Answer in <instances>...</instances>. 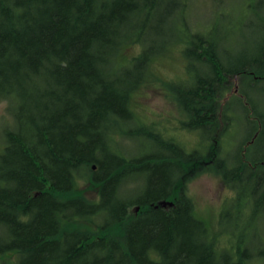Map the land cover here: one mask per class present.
<instances>
[{
  "label": "trees",
  "instance_id": "trees-1",
  "mask_svg": "<svg viewBox=\"0 0 264 264\" xmlns=\"http://www.w3.org/2000/svg\"><path fill=\"white\" fill-rule=\"evenodd\" d=\"M187 1L0 0V100L13 121L2 130L0 150V226L9 236L0 252L14 250L16 264H264L239 242L217 247L216 231L196 216L182 185L187 169L199 166L233 191L231 209L220 212V234L230 233L245 209L257 214L264 114L247 90L264 80V45L257 59H222L214 24L187 32ZM165 28L173 34L165 37ZM177 40L190 75L169 88L183 126L205 141L191 151L139 122L130 105L152 59ZM131 44L139 52L121 61ZM236 76L239 95L221 104ZM234 103L253 121L247 118L252 128L231 165L220 138ZM134 135L166 152L123 155L119 142ZM82 178L96 187L95 198L79 189ZM129 181L138 185L126 192ZM232 209L226 230L221 223Z\"/></svg>",
  "mask_w": 264,
  "mask_h": 264
},
{
  "label": "rangeland",
  "instance_id": "rangeland-1",
  "mask_svg": "<svg viewBox=\"0 0 264 264\" xmlns=\"http://www.w3.org/2000/svg\"><path fill=\"white\" fill-rule=\"evenodd\" d=\"M183 16L187 32L190 33L204 31L214 24L217 36L221 38L218 43L222 59L238 63L261 57V48L264 45V0H188ZM180 27L177 24V29H185L181 25ZM163 28L158 27L160 31ZM155 33L157 32H151L144 42L147 43ZM164 33L165 37L168 33L173 34L166 28ZM184 46L183 40H177L170 43L165 51L152 59L149 64V75L131 94L130 105L139 122L157 128L166 138L175 140L186 151H191L204 145L205 141L201 140L197 131L189 130L183 126L186 116L179 109L169 88V84L185 82L190 75L183 54ZM139 50L140 47L137 44L124 46L121 50V61L127 62ZM231 80L230 88L222 97L221 104L230 102L232 97L239 95L240 78L236 76ZM247 92L251 99L258 103L260 112L264 114V80L248 88ZM7 104L6 100H0V150L4 142L2 130L13 124L12 117L7 111ZM232 108L233 110H230L233 114L231 124L229 123L226 135L220 138V142L225 146L224 152L229 153V163L234 165L236 160L232 155L238 151L239 141L249 135L252 128L249 120L253 121V116L249 112L247 113L249 120L245 118L242 107L236 103L232 105ZM214 137L217 138L218 135ZM118 148L125 156L138 152L140 154L166 152L159 143L154 142L146 135L124 138L119 142ZM258 154H264V149H261ZM198 167L187 169L182 178V185L193 202L196 216L203 219L213 232L216 231L217 247L228 245L227 240L231 245L239 242L241 249L246 250L248 254L253 257H264V202L258 206L255 216L252 215L249 208L245 209L243 216L236 221L237 226L234 229H230L232 222L235 221V210L232 209V214L224 216L223 223H221L222 228L230 229L231 232L222 230L221 234L218 233L220 212L224 209H231L229 201L233 196V191L227 187L219 175L198 170ZM138 177L141 176L138 175ZM137 183L138 181L125 183L126 192L135 189ZM78 187L86 197L95 198L97 189L89 181L82 178L78 182ZM132 191L128 195L129 198L137 196V193ZM131 209L132 212H136L134 207ZM77 226L79 225L77 224ZM6 232L7 227L0 226V245L9 239ZM0 256L2 261L8 264L15 263L16 256L13 252H4Z\"/></svg>",
  "mask_w": 264,
  "mask_h": 264
},
{
  "label": "flooded vegetation",
  "instance_id": "flooded-vegetation-1",
  "mask_svg": "<svg viewBox=\"0 0 264 264\" xmlns=\"http://www.w3.org/2000/svg\"><path fill=\"white\" fill-rule=\"evenodd\" d=\"M2 245H4V243H2ZM4 252H6V253H8V252L11 253V252H13V253L15 254V256H16V252H15L14 250L11 251V249H9V250H6V249L1 250L0 255H2ZM2 260H3V259H2V257L0 256V264H8V263H6V262H4V261H2ZM16 263H17V258H16L14 264H16Z\"/></svg>",
  "mask_w": 264,
  "mask_h": 264
},
{
  "label": "water",
  "instance_id": "water-1",
  "mask_svg": "<svg viewBox=\"0 0 264 264\" xmlns=\"http://www.w3.org/2000/svg\"><path fill=\"white\" fill-rule=\"evenodd\" d=\"M93 168H95V165H93ZM160 204H161V205H165L166 202H161ZM135 210H138V207H136Z\"/></svg>",
  "mask_w": 264,
  "mask_h": 264
}]
</instances>
